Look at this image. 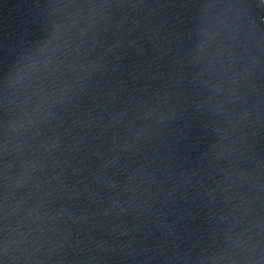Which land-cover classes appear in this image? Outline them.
I'll return each mask as SVG.
<instances>
[{
  "label": "water",
  "instance_id": "water-1",
  "mask_svg": "<svg viewBox=\"0 0 264 264\" xmlns=\"http://www.w3.org/2000/svg\"><path fill=\"white\" fill-rule=\"evenodd\" d=\"M0 264H264V0H0Z\"/></svg>",
  "mask_w": 264,
  "mask_h": 264
}]
</instances>
